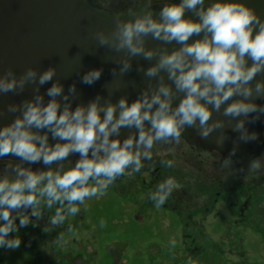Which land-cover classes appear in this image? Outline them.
Returning a JSON list of instances; mask_svg holds the SVG:
<instances>
[{
    "label": "clouds",
    "instance_id": "obj_1",
    "mask_svg": "<svg viewBox=\"0 0 264 264\" xmlns=\"http://www.w3.org/2000/svg\"><path fill=\"white\" fill-rule=\"evenodd\" d=\"M154 2L163 4L158 12L152 7ZM186 11L191 16H185ZM112 19L111 31L98 30L94 38L127 57L155 59L144 74L158 78V82L131 103L121 98L101 104L97 97L74 109L70 102L61 107L57 97L62 87L54 83L47 90V103L37 95L22 105L8 106L9 113L20 114L0 126V158L11 154L29 165L40 161L52 165L70 153H79L80 159L73 166L46 171L8 162L11 172L0 175V248L15 250L20 246L19 235L9 236L18 232L17 218L19 227H25L32 223L30 217H41L42 207L52 210L55 205L49 224L53 229L64 225L69 216L80 212L79 205L86 198L103 194L126 172H140L142 160L152 158L154 146L178 142L186 127H198L199 135L207 138L224 126L220 120H211L221 106L224 117L237 120L233 128L242 142L257 139L258 134L249 132L245 125L264 117V103L257 102L264 101V13L250 0H142L140 8ZM193 37L197 38L189 42ZM149 38L179 47L147 48ZM130 67L129 59H124L121 73ZM54 72L49 68L41 73L39 84L50 81ZM161 73L166 74L167 82ZM100 75L101 69H91L83 82L92 84ZM36 76L28 69L17 79L9 70L0 77V94L22 90ZM63 99L68 101V96ZM121 128H135L137 135L121 141ZM41 129L63 143L49 145L48 135H41ZM223 139L219 137L218 142ZM161 165L171 168L174 161L162 159ZM248 167L260 170L264 159H252ZM178 187L175 178L168 176L148 198L160 208ZM57 239L63 240V233ZM171 244L174 247L176 241L171 240Z\"/></svg>",
    "mask_w": 264,
    "mask_h": 264
},
{
    "label": "water",
    "instance_id": "obj_2",
    "mask_svg": "<svg viewBox=\"0 0 264 264\" xmlns=\"http://www.w3.org/2000/svg\"><path fill=\"white\" fill-rule=\"evenodd\" d=\"M250 2L258 12L264 13V0ZM205 6L207 7V3ZM185 16H191V13L186 11ZM113 26L112 18L92 12L82 0H0V77L6 76L9 70L17 79L28 69L37 73L36 79L26 82L22 90L17 88L0 94V126L10 123L20 114L9 113V105H22L37 95L42 96L47 103L50 99L47 90L54 83L62 87L61 95L57 97L61 107L70 102L73 109L80 104L86 105L97 97L101 104L116 103L121 98H127L131 103L150 84L155 87L158 78H149L144 74L155 63V59L149 61L142 56L127 57L123 52L100 45L94 38L96 31L103 30L107 34ZM195 38L197 37L190 38L189 42ZM146 47L171 50L179 45L174 42L166 45L149 38ZM124 59H129L131 67L121 73ZM49 68L55 70L52 79L39 84V75ZM91 69H101V75L92 84L84 83L83 76ZM160 75L167 82L166 74ZM117 82L118 87L115 86ZM73 88L74 91L70 92ZM65 95L68 96V101L63 99ZM222 112L223 106L220 112L212 113L211 120H220L224 126L213 130L207 138L199 135L198 127H186L185 130L191 132L201 143L224 152L258 144L263 117L255 123H246L248 131H255L258 136L256 140L245 143L239 139L240 133L233 128L237 120L224 117ZM145 127H148L147 122ZM39 133H47L49 145L63 143L58 138L54 139L46 129L39 130ZM129 135H137V130L120 129V139ZM221 136L224 137L222 143L218 142ZM7 156L18 158L11 154Z\"/></svg>",
    "mask_w": 264,
    "mask_h": 264
},
{
    "label": "rangeland",
    "instance_id": "obj_3",
    "mask_svg": "<svg viewBox=\"0 0 264 264\" xmlns=\"http://www.w3.org/2000/svg\"><path fill=\"white\" fill-rule=\"evenodd\" d=\"M166 148L172 150V147ZM198 174L173 176L172 168L166 167L163 180L172 176L177 183L184 181L182 186L189 193L197 189ZM123 176L103 194L86 198L85 203L79 205L83 216L79 234L75 232L65 236L63 241H51L55 254L51 258L64 257L62 264H264V241L255 234L257 231L264 237V230L253 221L234 223L237 218L223 202H218L205 215L194 214L191 219L187 216L185 222L180 223L174 214L147 203L145 193L137 200L133 198L132 192L144 188L143 181L149 184L146 173ZM179 191L178 195L184 196ZM251 194L256 197V189H252ZM202 202L201 198H196L190 203L201 206ZM190 220L192 223L185 228ZM193 223L201 229L193 231ZM186 230L190 232L187 239L183 235ZM171 240L176 241L174 247ZM193 247L198 250L190 255ZM28 258L21 243L15 250L0 248V264H26ZM74 258L77 260H71Z\"/></svg>",
    "mask_w": 264,
    "mask_h": 264
},
{
    "label": "flooded vegetation",
    "instance_id": "obj_4",
    "mask_svg": "<svg viewBox=\"0 0 264 264\" xmlns=\"http://www.w3.org/2000/svg\"><path fill=\"white\" fill-rule=\"evenodd\" d=\"M82 1L92 12L108 18H112L118 13L126 14L129 9L136 10L142 6V0ZM175 2H178V0H175ZM152 7L154 11L158 12L163 7V4L154 2ZM121 18L124 17L121 16ZM166 147H172V150ZM160 150H163L165 157L159 154ZM259 157L264 159V117L260 122L258 144L235 149L234 151L229 150L224 152L212 148L209 145L201 143L191 132L184 130L178 142L170 144L158 143L154 146L152 158L150 160H142L144 166L137 174L143 176L146 173L150 181L148 182L149 184H146L142 180L144 188L132 192V196L137 200L142 193H145L147 203L154 208V203L148 198L149 192L154 190L159 182L163 181V172L166 167L161 165V160L172 159L174 166L171 168L175 174L173 176L184 175V173H199L200 180L196 184L197 189L194 191L190 190L189 193L186 192V187L182 186L185 184L184 181L178 183L180 188L174 189L168 200L160 208L174 214V217L182 223L185 222L187 216L188 219H191V215L194 214H207L210 209H213L221 201L228 206L230 212L237 218L234 223L237 221H253L255 224H258V228L264 230V200L260 201L261 195L264 198V167L260 170H251L248 167L252 159ZM79 159V153H70L64 161L54 162L52 165H44L42 161L29 165L27 162H21L20 158L5 156L0 158V175H3L5 171L11 172L8 165L9 161L12 162V166L20 164L22 167H30L33 170L46 171L49 168L56 170L60 166L64 168L73 166ZM188 186L190 189V185ZM113 188L116 189L115 185H113ZM179 189L183 192L184 196L178 195L180 193ZM252 189H256V197L251 194ZM115 192H118V190H115ZM126 192L128 193L129 191ZM196 198L202 199L201 206L190 203ZM54 208L55 205L52 210L42 207L41 217L39 219L30 217L32 223L25 227H19V218H17L18 232L15 234L10 233L9 236L19 235L21 244L25 248L26 255L29 257L26 264H62L64 257L62 259L51 258L55 257V254L50 246V242L63 241L65 236L75 233L82 228L81 222L83 216L81 215L80 208V212L77 215L69 216L64 225L53 229L49 224V216L54 211ZM192 211L193 214H190ZM29 212L30 209L25 210V214ZM12 214L15 213L13 212ZM223 220L226 221L227 218H223ZM189 222L185 224V228L192 223L191 220ZM192 226L193 231L201 229L195 223ZM187 231L189 230H186L183 234L185 239L190 234ZM59 233H63V240L57 239ZM255 234L262 238L260 240L264 241V237L259 232L256 231ZM186 242L187 240H185V244ZM197 250L194 247L190 248L189 254L192 255V252ZM50 252H53L51 253L52 256H50ZM70 258L71 256L69 255L68 259ZM71 260L75 261L77 259Z\"/></svg>",
    "mask_w": 264,
    "mask_h": 264
},
{
    "label": "trees",
    "instance_id": "obj_5",
    "mask_svg": "<svg viewBox=\"0 0 264 264\" xmlns=\"http://www.w3.org/2000/svg\"><path fill=\"white\" fill-rule=\"evenodd\" d=\"M159 154H163V150H160Z\"/></svg>",
    "mask_w": 264,
    "mask_h": 264
}]
</instances>
